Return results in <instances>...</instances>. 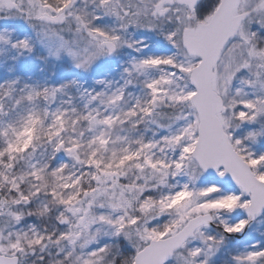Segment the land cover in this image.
Returning a JSON list of instances; mask_svg holds the SVG:
<instances>
[{"label": "snow or ice", "instance_id": "6c2138e0", "mask_svg": "<svg viewBox=\"0 0 264 264\" xmlns=\"http://www.w3.org/2000/svg\"><path fill=\"white\" fill-rule=\"evenodd\" d=\"M0 264H264V0H0Z\"/></svg>", "mask_w": 264, "mask_h": 264}]
</instances>
